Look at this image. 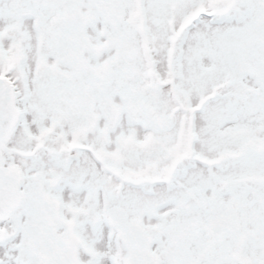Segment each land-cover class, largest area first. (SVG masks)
<instances>
[{
    "label": "snow or ice",
    "instance_id": "1",
    "mask_svg": "<svg viewBox=\"0 0 264 264\" xmlns=\"http://www.w3.org/2000/svg\"><path fill=\"white\" fill-rule=\"evenodd\" d=\"M0 264H264V0H0Z\"/></svg>",
    "mask_w": 264,
    "mask_h": 264
}]
</instances>
